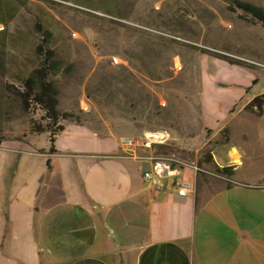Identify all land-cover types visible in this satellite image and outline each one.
<instances>
[{
	"label": "rangeland",
	"instance_id": "1",
	"mask_svg": "<svg viewBox=\"0 0 264 264\" xmlns=\"http://www.w3.org/2000/svg\"><path fill=\"white\" fill-rule=\"evenodd\" d=\"M237 1L264 9V0ZM230 2L0 0V142L49 148L33 132L44 111L22 97L45 44L59 64L50 76L58 109L72 116L61 125L88 124L135 141L138 155L202 165L214 142L200 116L223 124L245 95L264 91V25ZM154 135L165 143L146 147Z\"/></svg>",
	"mask_w": 264,
	"mask_h": 264
},
{
	"label": "crops",
	"instance_id": "2",
	"mask_svg": "<svg viewBox=\"0 0 264 264\" xmlns=\"http://www.w3.org/2000/svg\"><path fill=\"white\" fill-rule=\"evenodd\" d=\"M255 97L223 124L200 116L212 159L191 164L209 173L172 166L161 189L144 179L151 150L130 152L128 137L88 124L68 123L53 154L48 134V149L2 141L0 264H264V111L246 110ZM182 183L193 187L185 197Z\"/></svg>",
	"mask_w": 264,
	"mask_h": 264
},
{
	"label": "trees",
	"instance_id": "3",
	"mask_svg": "<svg viewBox=\"0 0 264 264\" xmlns=\"http://www.w3.org/2000/svg\"><path fill=\"white\" fill-rule=\"evenodd\" d=\"M231 6L242 10L246 14L251 16V21L256 23L260 22L264 25V9L259 8L253 4L240 2L237 0H230ZM43 29V28H41ZM44 38H46V43L50 39L51 34L45 32ZM38 53L41 58H43L44 63L42 64V70L37 72L36 79L34 78L26 82V93L22 96L26 105L28 100H32L33 104L39 109L44 111L45 118L38 126H35L33 132L37 135L49 134V142L51 144L50 153H55L54 142L56 137L62 133L65 129L61 125V121L68 120L72 118L69 114H61L58 106L59 102L57 99V93L54 90V85L50 81V76L55 74L59 64L54 62V53L49 49L45 44L39 46ZM247 111L254 112L257 111L258 115H261L264 111V94L261 96L255 97L246 107ZM79 123V122H78ZM1 145V142H0ZM208 161H211V155L206 156ZM49 170H51V165L48 163ZM227 174H231L230 170H225Z\"/></svg>",
	"mask_w": 264,
	"mask_h": 264
},
{
	"label": "built area",
	"instance_id": "4",
	"mask_svg": "<svg viewBox=\"0 0 264 264\" xmlns=\"http://www.w3.org/2000/svg\"><path fill=\"white\" fill-rule=\"evenodd\" d=\"M151 139L153 140H150V142H146L144 143V145L146 147H150L151 144H155V143H165V139L163 138V136H156L154 135L153 137H151ZM123 145L126 146V147H134L137 145V143L131 139H127V140H124L123 141ZM155 161H163V162H166L168 165H170L171 167L172 166H176V167H182V166H190L194 169V171L196 173L198 172H206V173H209L208 171L202 169V168H199L197 166H193L192 164H189L179 158H169V157H156L155 158ZM216 176L220 177V178H224L226 179L224 176H221V175H218L216 174ZM144 179L146 181H148L150 183V185L156 189H161L163 187V184L161 183V177L158 176V174L156 172H153V173H144ZM193 190V187H192V184L190 183H182V184H179V187H178V195L180 197H185L187 196L191 191Z\"/></svg>",
	"mask_w": 264,
	"mask_h": 264
},
{
	"label": "water",
	"instance_id": "5",
	"mask_svg": "<svg viewBox=\"0 0 264 264\" xmlns=\"http://www.w3.org/2000/svg\"><path fill=\"white\" fill-rule=\"evenodd\" d=\"M155 172L161 178H168L175 175V173H177L175 170L171 169L170 165H168L166 162L163 161L156 162Z\"/></svg>",
	"mask_w": 264,
	"mask_h": 264
}]
</instances>
